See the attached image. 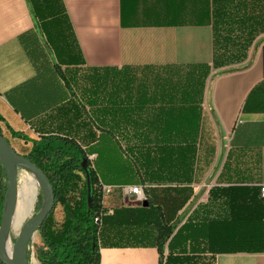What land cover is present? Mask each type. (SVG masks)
Returning a JSON list of instances; mask_svg holds the SVG:
<instances>
[{"label":"crops","instance_id":"1","mask_svg":"<svg viewBox=\"0 0 264 264\" xmlns=\"http://www.w3.org/2000/svg\"><path fill=\"white\" fill-rule=\"evenodd\" d=\"M216 44L214 0H0V129L17 154L48 137L95 163L100 148L189 150L154 167L169 182L99 175L114 189L100 264H264V239L225 252L210 229L239 186L257 189L264 221V32L240 62L219 65ZM129 186H149L161 216L117 190ZM155 222L170 229L159 249Z\"/></svg>","mask_w":264,"mask_h":264},{"label":"trees","instance_id":"2","mask_svg":"<svg viewBox=\"0 0 264 264\" xmlns=\"http://www.w3.org/2000/svg\"><path fill=\"white\" fill-rule=\"evenodd\" d=\"M214 14L216 45L220 60L223 61L219 65L242 61L257 35L264 32V0H214ZM186 152L189 154V150ZM186 152L168 147L123 151L124 156L130 155L129 159L134 167L130 170L134 174L146 176L152 182H169L167 174L161 180H156L158 172L155 173L154 167L167 170L170 160L183 156ZM194 154L195 149L192 148L191 157ZM88 155L73 140L51 137L34 141L30 151L23 155L46 175L55 196L54 208L58 204L62 209L60 223L55 221L52 211L38 230L41 244L36 248V259L39 264H100L98 229L108 209L102 205V183L96 166L89 161ZM184 182L189 183L191 180ZM228 190L240 193L226 197L231 202L234 201L232 205H235V209L232 208L229 217L224 220L213 222L210 229L225 232V252H240L247 248L260 250L264 239V221L263 203L257 195V189L239 186ZM212 191L213 189L210 190V195ZM5 194L6 175L0 163V222L6 203ZM146 198L151 212L157 217L161 216L157 208L151 207L149 198ZM39 199L40 209L43 204L41 191ZM143 214L140 213V216ZM154 225L158 231L159 249V244L162 245L169 239L170 229L161 226L159 222ZM233 234L235 243L229 244V236ZM171 241L168 242V247ZM28 258L29 247L27 264Z\"/></svg>","mask_w":264,"mask_h":264},{"label":"water","instance_id":"3","mask_svg":"<svg viewBox=\"0 0 264 264\" xmlns=\"http://www.w3.org/2000/svg\"><path fill=\"white\" fill-rule=\"evenodd\" d=\"M0 163L6 175V203L0 222V262L3 264H27V250L34 235L38 232L48 215L53 211L55 196L50 181L46 175L28 158L21 156L8 143L0 129ZM19 169L30 173L38 184L43 197L42 207L21 226L19 235L12 244V253L9 256L5 251L8 235L11 231L17 197ZM148 200L142 202L148 206Z\"/></svg>","mask_w":264,"mask_h":264},{"label":"rangeland","instance_id":"4","mask_svg":"<svg viewBox=\"0 0 264 264\" xmlns=\"http://www.w3.org/2000/svg\"><path fill=\"white\" fill-rule=\"evenodd\" d=\"M97 153H99V159L96 161L95 163V158L91 161L93 163H95L96 166V170L98 172V174L100 175V177L104 180V182H113V183H118V184H127L132 182L133 177H134V172L131 170H129V167H127L130 163L129 160L130 155L127 154L126 156H122L121 151L118 150L117 148H100L96 150ZM130 158V159H129ZM129 159V160H128ZM131 161V160H130ZM132 166V165H130ZM127 168L129 170V172L127 171ZM133 168V167H132ZM28 174L30 176H32L30 173H28L25 170L19 169L17 172V180H18V188H19V192L21 191V188L24 184V175ZM32 178L34 179V177L32 176ZM37 182H36V194H35V198H34V202L32 205V208L30 210V212L28 213V215H26L23 220H22V224L31 216H33L37 209H39L40 207V199H39V187L37 186ZM205 189V187H203ZM112 195H110L111 197ZM21 196H19V198L17 197V200H20ZM129 202V199H127ZM126 200V201H127ZM127 202V203H128ZM134 204H140V203H134ZM102 205L107 208L108 210H111V205H110V201H109V196H105L104 198L102 197ZM53 217L55 219V221L57 223H60L62 220V209L60 205H56V207L53 210ZM21 224V226H22ZM21 227L19 228L18 231H15L13 228L11 229L9 235H8V239L11 243V245L14 243V241L16 240L17 236L19 235ZM40 237L38 232L34 235L32 241L29 244V260H28V264H39L38 260L36 259V248L40 246Z\"/></svg>","mask_w":264,"mask_h":264},{"label":"bare ground","instance_id":"5","mask_svg":"<svg viewBox=\"0 0 264 264\" xmlns=\"http://www.w3.org/2000/svg\"><path fill=\"white\" fill-rule=\"evenodd\" d=\"M23 179H24V184L20 192L18 188V198L19 196H21V199L17 200L14 216L12 218V223H11V229L13 228L15 231L19 230L23 218L26 215H28V213L30 212L36 194L35 179H33L32 176L28 174H25ZM5 251L9 256L12 253V245L9 239L6 242Z\"/></svg>","mask_w":264,"mask_h":264},{"label":"built area","instance_id":"6","mask_svg":"<svg viewBox=\"0 0 264 264\" xmlns=\"http://www.w3.org/2000/svg\"><path fill=\"white\" fill-rule=\"evenodd\" d=\"M1 98L2 95L0 94V99ZM94 158H95L94 155H88V159L90 162ZM144 187L148 188L149 186H129V187L117 188V190H120L124 194V196L127 199H129L130 202L142 204V202L147 199L144 193ZM101 190H102L103 198L105 196H109L114 191V189L104 186L103 184L101 186ZM261 193L264 196V188L261 189ZM106 214H112V210H107Z\"/></svg>","mask_w":264,"mask_h":264}]
</instances>
